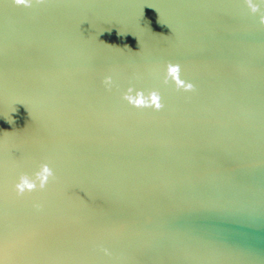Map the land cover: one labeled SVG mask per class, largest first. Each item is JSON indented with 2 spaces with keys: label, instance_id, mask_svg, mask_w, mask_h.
I'll list each match as a JSON object with an SVG mask.
<instances>
[{
  "label": "water",
  "instance_id": "obj_1",
  "mask_svg": "<svg viewBox=\"0 0 264 264\" xmlns=\"http://www.w3.org/2000/svg\"><path fill=\"white\" fill-rule=\"evenodd\" d=\"M252 3L0 0V264H264ZM45 163V189L18 196Z\"/></svg>",
  "mask_w": 264,
  "mask_h": 264
},
{
  "label": "clouds",
  "instance_id": "obj_2",
  "mask_svg": "<svg viewBox=\"0 0 264 264\" xmlns=\"http://www.w3.org/2000/svg\"><path fill=\"white\" fill-rule=\"evenodd\" d=\"M249 7L251 8L252 12L257 11V6L252 3V0H247ZM14 3L16 5H23L25 7L31 6L33 3V0H14ZM35 3L37 4H44L46 3V0H35ZM261 3H264V0H261ZM112 46V45H110ZM125 48H129V46L125 45ZM180 74V66L174 65L172 63H169L167 65V76L165 77V83H168V78L170 77L172 80L175 81V85L177 89H179L181 86L184 87L185 91L192 90L193 85L191 83L185 84L182 79L179 78ZM105 85L111 84V77H106L104 80ZM129 93L132 91L130 88ZM124 99H126L131 105L135 107H153L156 110H160L163 105L160 103V96L156 91H152L149 93L147 97H145L143 91L136 92L135 96L126 94L124 96ZM54 173L53 170L49 167L47 163L42 164L40 166V170L35 173V180L30 179L27 175H21L19 178V182L15 184V191L18 196L23 195L25 191L32 192L39 187L40 190L45 189L49 178L53 177ZM39 184L37 185V182ZM39 207V205H37Z\"/></svg>",
  "mask_w": 264,
  "mask_h": 264
}]
</instances>
